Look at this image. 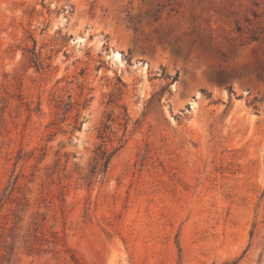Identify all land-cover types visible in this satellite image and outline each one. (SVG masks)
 <instances>
[{"label":"rangeland","instance_id":"rangeland-1","mask_svg":"<svg viewBox=\"0 0 264 264\" xmlns=\"http://www.w3.org/2000/svg\"><path fill=\"white\" fill-rule=\"evenodd\" d=\"M0 264H264V0H0Z\"/></svg>","mask_w":264,"mask_h":264},{"label":"trees","instance_id":"trees-1","mask_svg":"<svg viewBox=\"0 0 264 264\" xmlns=\"http://www.w3.org/2000/svg\"><path fill=\"white\" fill-rule=\"evenodd\" d=\"M97 162L100 164H102V166H104V168L107 167L108 163H109V158H106L105 154L102 153L99 157V159L97 160Z\"/></svg>","mask_w":264,"mask_h":264},{"label":"bare ground","instance_id":"bare-ground-1","mask_svg":"<svg viewBox=\"0 0 264 264\" xmlns=\"http://www.w3.org/2000/svg\"><path fill=\"white\" fill-rule=\"evenodd\" d=\"M115 57H116V55H115Z\"/></svg>","mask_w":264,"mask_h":264}]
</instances>
